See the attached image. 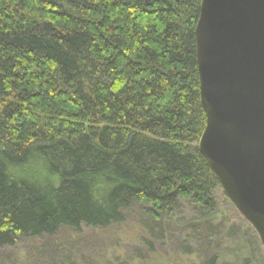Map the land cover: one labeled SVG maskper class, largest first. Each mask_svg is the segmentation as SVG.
Masks as SVG:
<instances>
[{
    "label": "trees",
    "instance_id": "16d2710c",
    "mask_svg": "<svg viewBox=\"0 0 264 264\" xmlns=\"http://www.w3.org/2000/svg\"><path fill=\"white\" fill-rule=\"evenodd\" d=\"M200 1L0 0V249L127 216L155 237L183 206L208 226Z\"/></svg>",
    "mask_w": 264,
    "mask_h": 264
},
{
    "label": "water",
    "instance_id": "95a60500",
    "mask_svg": "<svg viewBox=\"0 0 264 264\" xmlns=\"http://www.w3.org/2000/svg\"><path fill=\"white\" fill-rule=\"evenodd\" d=\"M198 151L264 252V0H201Z\"/></svg>",
    "mask_w": 264,
    "mask_h": 264
},
{
    "label": "rangeland",
    "instance_id": "374dc122",
    "mask_svg": "<svg viewBox=\"0 0 264 264\" xmlns=\"http://www.w3.org/2000/svg\"><path fill=\"white\" fill-rule=\"evenodd\" d=\"M215 199L216 209L208 226L200 224L196 230L185 224L194 216L183 206L180 214L167 221L170 224L163 235L156 231L154 237L152 232L138 230L134 224L137 219L127 216L122 226L104 230L82 228L74 232L62 228L54 237L19 238L12 247L0 249V264H147L154 259L142 242L146 234L154 243L155 264H200L201 258L205 261L213 256L218 264H237L238 255L249 256L253 264H264V252L251 227L221 189Z\"/></svg>",
    "mask_w": 264,
    "mask_h": 264
}]
</instances>
